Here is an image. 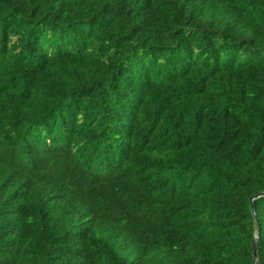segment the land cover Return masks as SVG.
<instances>
[{
	"label": "trees",
	"instance_id": "trees-1",
	"mask_svg": "<svg viewBox=\"0 0 264 264\" xmlns=\"http://www.w3.org/2000/svg\"><path fill=\"white\" fill-rule=\"evenodd\" d=\"M262 191L264 0H0V264H264Z\"/></svg>",
	"mask_w": 264,
	"mask_h": 264
},
{
	"label": "water",
	"instance_id": "water-1",
	"mask_svg": "<svg viewBox=\"0 0 264 264\" xmlns=\"http://www.w3.org/2000/svg\"><path fill=\"white\" fill-rule=\"evenodd\" d=\"M260 195H264V191H262V192H260V193H258L256 195H254L252 198H254L256 196H260ZM256 243H257V237L255 236L254 239H253V243H252L253 254H254L255 260H256V257H255V255H256ZM256 262H257V260H256Z\"/></svg>",
	"mask_w": 264,
	"mask_h": 264
}]
</instances>
